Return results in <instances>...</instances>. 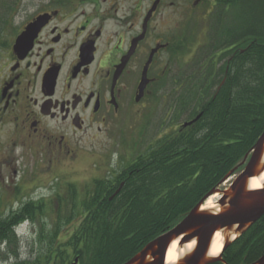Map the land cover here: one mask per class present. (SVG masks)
Here are the masks:
<instances>
[{
	"label": "flooded vegetation",
	"instance_id": "flooded-vegetation-1",
	"mask_svg": "<svg viewBox=\"0 0 264 264\" xmlns=\"http://www.w3.org/2000/svg\"><path fill=\"white\" fill-rule=\"evenodd\" d=\"M219 1L41 0L35 9L7 11L0 20V181L13 178L16 194L40 189L37 182L60 189L46 201L21 198L11 214L29 208L39 219L49 203V233L61 225L59 238L79 224L96 191L111 201L133 163L160 141V97L163 135L196 126L202 110L191 116L189 102L216 98L234 57L245 54L243 15ZM166 7L184 12L171 29ZM150 129L156 135L148 143ZM125 144L134 151L123 158ZM27 160L35 170H26ZM83 162H91L89 174ZM72 210L77 216L66 220Z\"/></svg>",
	"mask_w": 264,
	"mask_h": 264
},
{
	"label": "trees",
	"instance_id": "trees-1",
	"mask_svg": "<svg viewBox=\"0 0 264 264\" xmlns=\"http://www.w3.org/2000/svg\"><path fill=\"white\" fill-rule=\"evenodd\" d=\"M218 6L239 9L243 15L245 54L234 57L216 98L200 105L195 99L189 102L191 116L195 108L202 110L196 126L163 135L147 148L111 201L110 193L91 195L82 220L65 241L57 243L61 225H55L47 238L38 234L45 248L33 264H72L75 258L77 264H125L219 188L250 152L264 132V12H259L257 0H222ZM3 13L0 20L7 11ZM36 212L26 208L4 215L0 211V244L8 247L0 264H8L9 257L18 262L21 241L14 235L15 227L34 221ZM76 216L72 210L65 218ZM263 254L264 215L213 264H252Z\"/></svg>",
	"mask_w": 264,
	"mask_h": 264
},
{
	"label": "water",
	"instance_id": "water-1",
	"mask_svg": "<svg viewBox=\"0 0 264 264\" xmlns=\"http://www.w3.org/2000/svg\"><path fill=\"white\" fill-rule=\"evenodd\" d=\"M33 28L34 26L26 28L25 33L16 42L14 50L20 48L22 45L20 43L31 36ZM196 120L197 118L183 127L191 125ZM239 168L242 170L235 176ZM263 171L264 132L238 167L221 182L222 185L234 177L227 189L212 190L177 225L148 243L125 264H166V252L169 246L176 241L179 248L194 243L193 250L176 264H213L220 261L221 254L217 258L208 257L215 233L220 232L224 238L223 252L231 242L264 215V183L260 190L248 189V182L259 177ZM215 194L220 197L217 202L219 210L217 212L202 211L201 208L206 200ZM231 236L233 239L228 242ZM73 264H77V259H74ZM252 264H264V254Z\"/></svg>",
	"mask_w": 264,
	"mask_h": 264
},
{
	"label": "rangeland",
	"instance_id": "rangeland-1",
	"mask_svg": "<svg viewBox=\"0 0 264 264\" xmlns=\"http://www.w3.org/2000/svg\"><path fill=\"white\" fill-rule=\"evenodd\" d=\"M39 1L41 0H0V14H4L3 12L6 11H11V10H24V9H35V5H37L39 3ZM257 8L259 10V12H264V0H257ZM164 13H166L165 15V19L166 22L164 23V26H167L166 28H172L171 26H173L174 24V19L178 17L179 15L184 14V12H182V10L180 9H176V10H172L169 8H165L164 9ZM172 19V22L169 23V20ZM17 22V19L14 21V23ZM182 23H180L181 25ZM183 65H185L184 63H182ZM173 68V67H172ZM184 69V66H183ZM162 87H160L161 89ZM166 90V89H164ZM166 107V103H164L160 97V137L164 134V129L162 128L164 126V123L166 122V117L167 115V108ZM156 135V133H154L152 131V129L147 131V139L145 140L146 142L149 143L150 140H153V137ZM123 150L120 151L119 149V153L122 154L121 156L124 157H128V153L129 151H132L133 149L130 148L129 146H127L126 144L124 145V148H122ZM134 151V150H133ZM132 151V152H133ZM131 152V153H132ZM91 162H83L82 164L84 166V173L89 174L90 173V165ZM89 164V165H88ZM23 166L26 168V170H31L32 168L35 170V167L33 166L32 162L30 160L25 161V163L23 164ZM240 169L236 172L235 176L237 174H239ZM31 172H28V176L25 177L27 181H29L32 177V175L30 174ZM37 174V172L34 173V175ZM39 174V173H38ZM33 175V176H34ZM40 179V177L38 176L37 180L38 181ZM64 181L67 180V178H63ZM234 179L231 178L230 181L228 183H223L222 186L219 188L220 190L225 189L228 187L229 183ZM71 180V179H70ZM73 181L78 182L79 179L75 178V176L72 179ZM6 181L8 182L7 184H3L0 181V211L3 214H11L13 212H15L18 209L19 203H20V199L23 198V200H28V199H33L34 201L37 200L38 198H41L43 200H49L52 198V196L55 194V192H59L60 189L58 188V186H55L54 188L52 186L49 187H44L43 184L47 183V182H37V184L35 185L36 188H40V189H34L33 188L31 190H28L31 186H24L22 188V190L20 192H18L17 194L15 193L16 187L13 178L8 177V180L6 179ZM63 186V185H62ZM61 186V187H62ZM63 189V188H61ZM216 198H214L213 200H211V202L213 203V208L210 210L212 212H217L219 210V206L217 205V202L219 200V195L215 194ZM214 196V195H213ZM212 197V196H211ZM210 198V197H209ZM205 204V203H204ZM49 203H47V207H45V209H43V213L42 215H39V219H35L36 221L33 222V224H31L30 222H23L22 225H20L18 227V234H20L22 240H21V248H20V264H33V262L43 254V249L45 248V246L43 245V243L38 241L37 235L43 233V236L47 238L48 235H50V230L53 229V221L55 218V212L53 209V206H50V209L48 208ZM38 221V222H37ZM37 222V223H36ZM42 225L40 227V224ZM76 227V225L74 224L73 226H70L68 231L65 233L62 231L61 236L58 238L57 243H61L63 241L66 240L67 237L70 236L71 233H73L74 228ZM65 234V235H63ZM233 238V236H231L228 239V242ZM13 248V246L10 247V250ZM6 249H8L7 246H0V259L2 257H4V253L6 251ZM13 250H16V248H13ZM11 253V252H9ZM9 264H14L15 261L14 259H12V257H9V260L7 261ZM6 264V263H5Z\"/></svg>",
	"mask_w": 264,
	"mask_h": 264
},
{
	"label": "bare ground",
	"instance_id": "bare-ground-1",
	"mask_svg": "<svg viewBox=\"0 0 264 264\" xmlns=\"http://www.w3.org/2000/svg\"><path fill=\"white\" fill-rule=\"evenodd\" d=\"M262 183H264V171L260 174L259 177L251 179L248 182V189L249 190H260L262 189ZM216 198V195L208 198L205 204L202 206L201 210H211L214 206L211 200ZM233 239V238H232ZM224 238L220 232L215 233L210 248L208 252V257L210 258H217L220 254H222V247H223ZM21 248V247H20ZM194 248V243H190L185 245L181 248L178 247V242L172 243L167 252L165 263L166 264H176L180 259H182L186 254L190 253Z\"/></svg>",
	"mask_w": 264,
	"mask_h": 264
}]
</instances>
